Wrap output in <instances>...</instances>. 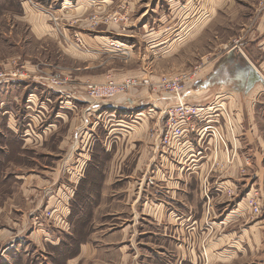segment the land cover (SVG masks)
I'll list each match as a JSON object with an SVG mask.
<instances>
[{"label": "rangeland", "instance_id": "obj_1", "mask_svg": "<svg viewBox=\"0 0 264 264\" xmlns=\"http://www.w3.org/2000/svg\"><path fill=\"white\" fill-rule=\"evenodd\" d=\"M198 1L167 0L169 4L177 3L180 7L188 2L197 5ZM166 8L163 0H0V264H66L75 254V245L88 240L93 231L96 230L98 238L106 237L134 223L133 216H128V211L118 199L112 202L113 206L99 207L98 211L95 208L102 198L99 192L91 190L85 201H79L81 193L77 192L78 186L76 188V184L70 181V174H81L82 169L80 171L74 158V167L59 169L57 183L46 172L45 167L50 166L53 174L55 161L59 158L70 159L73 153L66 152L70 144L74 148L80 141L79 135L88 120L85 117L91 114L85 111V107L67 98L70 96L67 92H63L66 95L61 98L55 96L56 89L81 93L88 102L87 109L100 107L102 109L98 112L101 115L104 111L111 112V103L120 95L134 93L132 89L143 94L139 96L143 100L170 95L175 104L163 111L159 138L162 146L183 140L187 127L200 121L201 130L214 140V148L225 151L228 163L234 159L227 149L230 142L226 137V131H229L230 139H235L231 129L232 115L225 106L208 103V111H201L203 115L200 118L185 116L170 119L168 111L177 103L173 85H180V94L183 95L185 82L197 79L196 74L203 69L204 60L208 63L215 57L217 42H228V38L237 34L238 30L232 27L230 13L224 12L219 27L210 25L199 39L180 41V44L171 46L169 33L176 31L180 25L171 21L166 23ZM38 26L45 27V36L40 39L33 34V28ZM214 36L218 40H214ZM52 82L60 84L55 86ZM110 84L126 86L125 93L105 99L100 104H94L96 101L93 99L94 103H90L92 100L85 97L88 96L86 88L90 85ZM31 93H37L36 97ZM45 98L56 102H46ZM40 106L46 109V121L38 113H43L39 110ZM63 108L75 112L67 116L68 119L79 116L84 125L71 134L68 124L60 121L55 134L50 136L52 138H47L48 146L43 150L22 149L20 137L9 135L6 116H1V111L13 110L19 120L18 132L24 125L32 123L31 118L26 119L24 115L33 116L35 132L38 128L44 130L46 122L53 120L56 109L65 112ZM143 108L140 113L148 110ZM219 109L222 111L217 112ZM124 112L134 113L132 108ZM219 113L223 118L219 117ZM38 116L43 123L38 121ZM114 116L116 118L112 119L118 120L119 117ZM103 117L107 116L103 114L98 121H103L106 130H110V125L116 123H109ZM134 117L120 119L129 122ZM175 120L181 123L179 137L170 127ZM222 121L224 127L220 124ZM153 127L155 125H150V128ZM152 133L149 131L150 137ZM62 140L66 144L59 151L56 147ZM52 159L54 161L50 162ZM215 165L217 167L212 170L222 171L221 164L215 161ZM249 167V162H245L240 168L243 178L236 185L205 181L200 186V194L205 199L203 230L204 234L212 235L215 230L227 233L228 227L238 228L240 232L259 225L263 246L252 249L253 254L245 247L240 249L239 256L243 254L237 264H264V182L262 176L258 178L254 175V170L249 172ZM121 188L125 190L126 186ZM122 189L118 195L123 197ZM107 197L113 201L117 195L110 189ZM237 205H243L242 210ZM236 206L241 214L226 221V215L233 212ZM204 249L203 245L199 259L206 262ZM100 254L101 264H115L106 252Z\"/></svg>", "mask_w": 264, "mask_h": 264}, {"label": "crops", "instance_id": "obj_2", "mask_svg": "<svg viewBox=\"0 0 264 264\" xmlns=\"http://www.w3.org/2000/svg\"><path fill=\"white\" fill-rule=\"evenodd\" d=\"M262 1L199 0L197 5L188 2L180 7L177 3L169 4L167 0H163L168 11L166 23L171 21L173 24L180 25L176 31L169 33L172 39L171 46L180 44V41L189 40L190 42L199 39L211 27L210 25L219 27V20L224 12L230 13L229 20L232 27L238 30L237 34L228 38V42H217L218 46H214V49L219 51H215V57L210 62L207 63V60H204L203 69L196 74L197 79L185 82L182 95L186 105L203 107L202 112H207L206 106L212 102L223 108L225 106L231 113L233 124L231 129L235 139H230L229 131H226V137L230 142L227 149L234 156L231 163L227 162V154L222 148H214V140L201 130L202 122L200 121L192 124L190 128L187 127L183 140L162 146L159 138L163 125V111L175 104L174 98L170 95L154 96V98L149 97L150 99L143 100L139 97L143 94L140 95L137 93L139 91L134 89L131 90L134 91L131 95L129 93L120 95L111 103V112H102V115L107 116L103 118H107L109 123H116L110 125V130H106L103 121H98L99 118L102 119L99 113L102 108L88 110V102L81 93L56 89L55 96L61 98L60 96L66 95L63 92H67L70 95L66 96L67 98L82 105L80 107H85V111L91 114H88V118L85 117L88 120L86 127L84 126L81 130L82 135H79L80 141L74 148L70 144L66 152L73 153L70 159L59 158L55 161L53 174L51 169L49 170L50 166L45 167L46 172L50 173V178L57 183L60 178L59 169L74 167L72 163L75 160L82 171L78 175L71 172L70 181L76 184V188L78 186L77 192L81 193L79 201H85L89 192L93 190L99 192L102 197L95 211H98L99 207L113 206L112 202L118 199L119 204L128 211V216H133L134 219L133 224H127L120 231L109 233L106 237L98 238L95 235L96 230L93 231L88 240H82L75 245V254L66 264H101L98 257L100 252L102 254L106 252L108 258L115 264H202L199 254L203 245L206 252V262L203 263L237 264L238 258L243 254L239 256L240 249L245 247L250 254H253L252 249L256 250L263 246L259 225L240 232L238 228L226 226L229 229L227 233H219L215 230L212 235L204 234L202 222L205 199L200 194V186L205 181L236 185L243 178L240 176V168L245 162H249V172L254 170L253 172L256 173L254 175L258 178L262 176L264 182V7ZM186 24L188 25L184 26ZM33 29L36 38L45 36L44 26ZM216 39L218 40L214 36V40ZM158 46L160 45L156 47ZM31 94L35 96L37 93ZM44 100L49 103L56 102L50 98ZM143 107L148 109L146 113L139 112ZM129 108H132L134 113L124 112ZM58 109L53 120L46 122L45 129L38 128L35 132L36 123L34 124L33 116L24 115L26 119L31 118L32 123L24 125L19 132L17 131L19 120L16 119L13 110L1 111V116H6V130L9 135L13 138L20 137L22 149L43 150L48 146L47 138L55 134L56 125L60 121L68 124L69 133H75L79 126L84 125L79 116L68 119L67 116L75 112L72 113L68 108H63L65 112ZM39 110L43 113H38L42 114L46 121V109L40 106ZM76 110L77 106L74 111ZM221 111L219 109L217 112ZM115 114L119 117L116 121L112 119L116 118ZM133 115L135 117L129 122L120 119L125 116L131 118ZM218 115L223 118L222 113ZM95 117H98L97 120ZM38 121L42 122L39 116ZM223 123L224 121L220 122L222 127H224ZM150 125L155 127L150 128ZM156 129V133H152ZM149 131L153 134L151 137ZM65 144L66 142L62 140L56 149L63 150ZM52 161L54 159L50 162ZM215 161L223 166L222 171H216L215 168L212 170L213 167H217V165L214 166ZM123 185L126 186L125 190L121 188ZM110 189L117 195L113 201L107 197ZM121 189L124 192L123 197L118 195ZM237 206L233 212L226 215V221L232 216L241 214L238 213V209L242 210L243 205L238 206V209ZM147 227L149 229H146Z\"/></svg>", "mask_w": 264, "mask_h": 264}, {"label": "built area", "instance_id": "obj_3", "mask_svg": "<svg viewBox=\"0 0 264 264\" xmlns=\"http://www.w3.org/2000/svg\"><path fill=\"white\" fill-rule=\"evenodd\" d=\"M262 5L264 7V0L262 1ZM16 74L13 75L15 77ZM55 86L57 84L59 85L60 83L58 82H52ZM62 88V87H61ZM126 86H120V85H106V86H93L90 85L88 88H86L88 96H85L87 99L94 100L96 103L90 101V103L94 104H100L101 102L103 103L105 99H111L115 97L116 95H120L125 93ZM178 88V89H177ZM173 89L176 92V100L177 103L174 107H171L170 110L168 111V115L170 119H173V117L177 118H183L185 116L188 117H200V112L203 111L201 108H196V107H190L188 105H185L182 99V87L180 85H173ZM177 89V90H176ZM181 93V94H180ZM170 121V120H169ZM170 127L173 128V133L175 136L179 137L181 135V132L179 128L181 127V123L177 122V120L174 121L173 124L170 123Z\"/></svg>", "mask_w": 264, "mask_h": 264}, {"label": "trees", "instance_id": "obj_4", "mask_svg": "<svg viewBox=\"0 0 264 264\" xmlns=\"http://www.w3.org/2000/svg\"><path fill=\"white\" fill-rule=\"evenodd\" d=\"M60 247V246H59Z\"/></svg>", "mask_w": 264, "mask_h": 264}]
</instances>
